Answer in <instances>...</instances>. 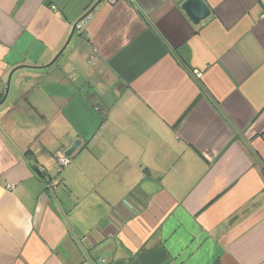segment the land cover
I'll use <instances>...</instances> for the list:
<instances>
[{"label":"crops","instance_id":"obj_1","mask_svg":"<svg viewBox=\"0 0 264 264\" xmlns=\"http://www.w3.org/2000/svg\"><path fill=\"white\" fill-rule=\"evenodd\" d=\"M185 1L0 0V264H264V0Z\"/></svg>","mask_w":264,"mask_h":264},{"label":"water","instance_id":"obj_2","mask_svg":"<svg viewBox=\"0 0 264 264\" xmlns=\"http://www.w3.org/2000/svg\"><path fill=\"white\" fill-rule=\"evenodd\" d=\"M102 0H97V2L93 5V7L90 9L89 12H87V14L84 16V18H81L80 20H78L77 22H75V24L73 25V28H72V32L69 36V38L67 39L65 45L63 46V48L60 50L59 54H57L56 58L60 55V53L66 48V46L68 45L72 35H73V32L75 30H79L85 23L83 22V20L85 19V17H87L88 15H90V13L95 9V7L101 3ZM182 10L186 13V15L188 16V18L190 19V21L193 23V24H198L200 23L202 20L206 19L209 14H210V10L209 8L207 7V5L204 3L203 0H186L182 6H181ZM56 58H54L52 60V62L50 63L53 64L54 61L56 60ZM25 66H20V67H17L15 69H13L10 74H9V77H8V82H7V87L5 89V93H4V96L3 98L1 99L0 101V105L3 103L6 95H7V92H8V84H9V79H10V76L11 74L13 73V71L17 70V69H21V68H24ZM80 145V141L79 140H75L72 145L66 149L64 151V155L66 157H70L79 147Z\"/></svg>","mask_w":264,"mask_h":264},{"label":"built area","instance_id":"obj_3","mask_svg":"<svg viewBox=\"0 0 264 264\" xmlns=\"http://www.w3.org/2000/svg\"><path fill=\"white\" fill-rule=\"evenodd\" d=\"M116 1H119V0H107V2L109 4H113ZM52 8L54 9V7H52ZM89 63L93 64V60H90ZM197 76H200V75L197 74ZM53 158H54V165H55L58 173L61 172L62 169L64 167H66L69 164V162H70L69 158L66 157L62 151L55 152L53 154ZM57 184H58V181L56 179L55 180H51L47 184V189L53 190L56 187ZM8 189H11V186H8Z\"/></svg>","mask_w":264,"mask_h":264},{"label":"trees","instance_id":"obj_4","mask_svg":"<svg viewBox=\"0 0 264 264\" xmlns=\"http://www.w3.org/2000/svg\"><path fill=\"white\" fill-rule=\"evenodd\" d=\"M70 159V158H69Z\"/></svg>","mask_w":264,"mask_h":264}]
</instances>
